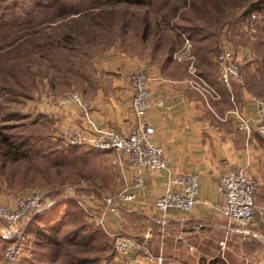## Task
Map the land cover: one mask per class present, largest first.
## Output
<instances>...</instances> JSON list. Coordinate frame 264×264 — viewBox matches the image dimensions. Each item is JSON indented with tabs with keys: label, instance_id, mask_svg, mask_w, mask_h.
<instances>
[{
	"label": "rangeland",
	"instance_id": "374dc122",
	"mask_svg": "<svg viewBox=\"0 0 264 264\" xmlns=\"http://www.w3.org/2000/svg\"><path fill=\"white\" fill-rule=\"evenodd\" d=\"M54 1L0 0V58L14 59V64L30 66L37 83V87L23 94H12L7 86L1 87L0 139L7 135L19 148L33 153L34 157L29 155L33 158L31 161L25 157L18 162L0 160V202L13 205L28 189L36 187L56 200L55 206L59 207L49 222L36 221V215L23 219L21 228H24L28 249L26 259L20 264H68L73 257L87 259L92 264H109L118 256L116 236L100 226H103L105 216L111 210L107 200L113 198L112 205H117L123 193H131L124 176L126 161L115 149H101L92 144L68 146L60 135L62 124L55 115L57 107L53 105L70 91L91 95L95 83L104 78L97 73V64L109 55L120 54L127 49L128 54L152 58L155 53L150 49L154 39H158L157 30L151 28L150 35L145 38L144 28L140 25L142 22L128 14L142 16L148 11V15L156 20L160 15L173 11L174 0H152L146 5L126 0H60L62 5ZM197 2L203 7L208 0ZM253 3L261 5V15L249 19V15L256 10ZM227 5V15L230 16L224 24L221 21L223 29H229L228 32L230 28L238 29L242 37L237 41L226 36L223 42L215 38L213 47L217 52L214 58L227 45L235 49L239 45L255 44L249 35L253 26L262 31L256 44L264 47V0H228ZM12 7H15L14 14L10 11ZM77 8H88V14L96 12V17L100 15L99 21L104 26L94 27L95 23L93 30L90 28L93 24L87 19L88 23L83 24L87 30L75 34L76 40H67L65 35L69 29L75 30L76 23L73 20L75 17L69 16L70 10ZM233 11L239 13L234 16ZM187 15L193 17L191 13ZM206 17L210 18L208 14ZM178 22L188 25L184 21ZM84 27L80 24V28ZM187 29L182 26L175 30L184 35L185 43L191 33ZM50 35H56V46H59L54 52L47 45L40 47ZM88 39L93 41L88 43ZM169 39L172 38L167 36L166 41ZM76 45L77 49H74ZM203 54L207 56L206 60H200L199 65L210 61L211 56ZM19 57L21 59H16ZM61 76L63 81L59 80ZM52 77L58 82L56 87L51 83ZM257 94L264 98V95ZM43 103L46 105L43 106ZM75 198L85 200L88 210L74 204ZM106 208L109 210L104 211ZM102 216L104 222H101ZM52 226L58 228V244H48L38 234V230L50 233ZM5 229L0 223V264H4L5 242L1 231Z\"/></svg>",
	"mask_w": 264,
	"mask_h": 264
},
{
	"label": "crops",
	"instance_id": "0c3cea01",
	"mask_svg": "<svg viewBox=\"0 0 264 264\" xmlns=\"http://www.w3.org/2000/svg\"><path fill=\"white\" fill-rule=\"evenodd\" d=\"M228 30L222 29L216 41L223 42L226 36L241 40L242 32ZM213 37L208 34L200 45L188 37L191 47H186L184 42L172 58L156 54L164 51L158 43L150 49L155 53L152 58L128 54L129 50L123 49L97 64V73L104 78L95 83L91 95L81 93L88 101L87 106L79 102L53 105L57 107L54 114L62 124L61 131L79 126L87 130L93 124L101 129L128 132L135 119L130 74L137 68H145L154 75L151 89L155 103L146 111L147 125L171 167L144 171V183L136 187L135 170L126 163L124 176L128 191L135 197L118 198L120 203L105 216L109 232L115 236H137L153 257L143 254L137 263L131 256H117L110 264H264V136L256 128L257 99L263 97L249 87V75L261 78L258 75L264 67V47L250 43L233 48L243 62L248 83L227 85L219 76L214 54H210L211 63L198 64V48L209 53L215 50L209 43ZM185 50L192 52L194 62L188 55L178 56ZM192 66L204 74L208 83L221 93V98L207 100L190 84ZM235 109L251 119V133L241 129ZM47 110L50 111L49 106ZM240 168L259 180L257 224L247 227L251 230L248 233L241 232L237 225L228 230L227 219L219 209L224 201L218 187L219 178ZM181 172L200 175L199 189L206 201L192 211L171 207L163 213L155 206L154 199L164 193L165 183Z\"/></svg>",
	"mask_w": 264,
	"mask_h": 264
},
{
	"label": "built area",
	"instance_id": "2783aa9c",
	"mask_svg": "<svg viewBox=\"0 0 264 264\" xmlns=\"http://www.w3.org/2000/svg\"><path fill=\"white\" fill-rule=\"evenodd\" d=\"M259 15L261 13H253L254 17ZM186 40L185 46L190 48V39L187 38ZM189 52L185 50V52L178 53V56L188 55V58L194 62V55ZM175 55L177 56V54ZM216 65L220 78L227 85L245 84L246 76L243 62L232 48L225 46L219 51L216 56ZM192 69V77L189 78L190 84L200 90L207 100L211 97L221 98V93L195 71L193 66ZM153 79V73L145 68H137L130 74L135 119L128 132H121L116 129H101L92 124V127L87 130H83L80 126L76 128L65 127L60 133L62 139L70 144H92L101 149L117 150L124 156L126 163L135 170L134 185L136 187L143 185L142 174L144 171L169 170L171 167L169 158L163 148L152 139L151 129L147 125L146 111L155 103L151 89ZM74 102H79L82 106L88 105V101L80 92L72 91L61 99L59 106ZM257 104L259 119L256 128L264 136V98L257 99ZM234 111L240 118L241 129L251 133L253 131L251 119L242 114L239 109ZM199 179L200 175L194 172L176 174L165 183L164 193L155 197V206L163 213H166L171 207L192 211L197 204L206 201L200 193ZM218 187L224 195V201L219 209L227 219V229L231 230L237 225L240 227L241 232L248 233L250 229H247V227L256 226L257 224L258 178L250 175L243 168L232 169L221 175ZM121 197L133 199L135 195L132 192L123 193ZM112 199L107 201L110 208L114 209L116 205H112L114 204ZM77 201L88 210L89 207L85 200L77 199ZM56 203V200L36 187L28 189L16 199L13 205L0 202V223L4 224L7 229V231L6 229L3 232L1 231L2 239L5 242L4 264H20L26 256L28 249L25 245L26 234L23 231L24 228H21L23 219H30L36 214L54 207ZM108 210L109 208H106L104 211ZM102 220H104V216L101 218V222H104ZM115 248L118 257L131 256L134 262H140L143 254L153 257L150 250L146 249L145 244L141 243L134 235L116 236Z\"/></svg>",
	"mask_w": 264,
	"mask_h": 264
},
{
	"label": "trees",
	"instance_id": "16d2710c",
	"mask_svg": "<svg viewBox=\"0 0 264 264\" xmlns=\"http://www.w3.org/2000/svg\"><path fill=\"white\" fill-rule=\"evenodd\" d=\"M112 1H116V0H112ZM126 1H130V2L133 1L136 3H140V4H145V5L150 4L152 2V0L151 1L150 0H147V1L145 0H126ZM197 1L199 0H191V1L190 0H174V3H173L174 6L172 8L173 11L168 12L162 16L160 15V17L157 18L156 20H154L150 16V14L148 15L149 13L148 11L146 12L145 15H142V16H137V15L133 16V14H128V15L129 17H133V18H135L136 16L142 22L140 25L141 27L144 28L145 38L148 37V35H150V33L148 32L151 31V28H155L157 30L156 34L158 35V39L157 41L154 39V43H158L161 45L162 48H164L163 52L156 53V54H165V56H167L168 58H172L174 56V52L177 49L181 48L184 44V37H183L184 35L183 34L181 35V32H179L180 33L179 34L175 31V30H178V28H182V26L187 27L188 28L187 31L191 32L188 34V36L191 38V40L195 39V43H199L202 40H206V37L208 36V34L214 35V37L212 38L213 40L209 41V43L213 46L215 44L216 36L218 37L221 30L224 28L222 24L228 21V18L230 16V15H227L229 14V6L227 5L228 0H208V2L205 3L203 7H201V4ZM54 3L58 5H62L60 0H56L54 1ZM206 4H210V6H206ZM239 5H241V3H239ZM252 5L256 9L253 12H258L259 14L261 5L258 6L257 3H253ZM14 8L15 7L10 8V11L12 12V14L15 13ZM96 8H98V6H96ZM261 10L263 9L261 8ZM70 12L71 13L69 14V16L75 17V19L73 20H75L76 23H75V30L69 29L68 34L65 35L67 40H72V39L76 40L74 36L75 34L83 33L84 30L85 31L87 30L83 26L84 23L85 24L86 22L88 23L87 19L91 21V24H93L92 27H90L93 30H94L93 26L95 23L97 24L94 27L104 26L99 21V19H101L100 15L96 17V14H95L96 12L88 14V8L72 9L70 10ZM253 12L251 14L249 13L250 14L249 19H251L252 17L253 19L256 18L253 16ZM188 13H191L193 17L187 15ZM238 13L239 12L235 14L234 12L232 14L237 15ZM207 14L210 16V18L206 17ZM58 20H56L55 22H58ZM178 21L187 22L188 25H181ZM80 24H82V27L84 28H80ZM219 24L221 25L219 26ZM235 30L236 29L230 28V31L232 33ZM251 32H252V35L250 37L254 41H255L254 36H256V40H257V38L262 35V31L261 32L258 31L257 27L255 26L251 28ZM95 35H98V32H95ZM167 36H170L172 39H169V41H166ZM209 37H211V35ZM90 41H93V40L88 39V43H90ZM154 43H153V47H154ZM45 45L49 46V50L54 52L53 50L59 47V46H56V35L54 36L50 35L44 43L40 44V47L45 46ZM199 45H197V47H199ZM74 49H77V45L74 47ZM198 50L199 51L196 52L197 57L199 58L198 64L200 60H206L204 58H206L207 56H205L203 53L209 54L210 56V54H214L217 52L216 49L212 50L211 53L202 51L199 48ZM16 59H21V57L16 58ZM13 60L14 59H10V61H8V59L0 58V78H1L0 92H1L2 86H7L8 88L7 90L9 91V93H12V94H23L37 87V83L35 82V79H33L32 77L34 73L32 72L31 67L24 66L20 63L14 64L12 63ZM209 62L211 63V60ZM259 72H260V75L258 76L259 77L261 76V78H257L255 77V75H249V87L254 92L256 93L258 92L264 95V67L259 69ZM199 74H201L206 79L203 73H199ZM245 76H246V81H247L246 71H245ZM252 79H254L253 83L250 82V80ZM59 80L63 81V77L61 76ZM51 83L53 87H56L58 82L56 78L52 77ZM70 92H67L64 95H67ZM66 144L70 147H80L81 146L78 144H70L68 142H66ZM29 155L34 157L33 153H30L25 149L19 148L17 144L14 143L11 140V138L8 137L7 135H3L2 139H0V160L6 161V162H18L21 160V158L25 157L29 159V161H31L33 158L30 157ZM82 180L84 181V179H81L80 181ZM77 199H82V198H75L74 204H77L79 207L83 208L82 205L77 201ZM69 201L73 202L71 200ZM58 205L60 206V203H58ZM58 209L59 207L55 206L41 213L36 214V217H35L36 221L43 220V221L49 222V219L56 214ZM102 225L103 226H100V227L107 230L105 223ZM57 229L58 228L56 226H52L50 233L38 230V234L42 236L48 244H58V237L56 233ZM138 239L141 240L140 238ZM25 259L26 258L24 257L22 261H24ZM68 264H92V262L88 261L87 259L80 258V257H73V259L70 260Z\"/></svg>",
	"mask_w": 264,
	"mask_h": 264
}]
</instances>
